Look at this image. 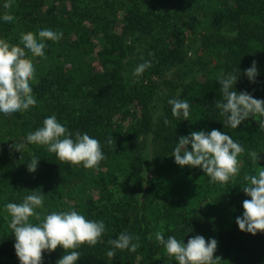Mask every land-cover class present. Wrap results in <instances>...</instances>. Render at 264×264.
Returning <instances> with one entry per match:
<instances>
[{"label":"trees","instance_id":"trees-1","mask_svg":"<svg viewBox=\"0 0 264 264\" xmlns=\"http://www.w3.org/2000/svg\"><path fill=\"white\" fill-rule=\"evenodd\" d=\"M6 2L0 0V17L7 11L15 19H0V39L23 47L22 33L63 35L45 41L43 58L25 49L36 70V106L0 113V264H20L5 205L22 203L34 190L44 194L36 209L42 218L75 210L105 224L100 242L76 249V264H178L155 239L161 229L165 239L185 244L196 235L216 239L220 264H264V233L242 232L236 223L250 199L244 175L264 168V128L259 117L225 126L215 107L222 98L217 78L234 69L233 90L264 100V0H13L7 10ZM144 61L151 67L134 77ZM253 61L255 82L245 75ZM172 98L190 102L188 120L172 116ZM51 115L73 139L80 132L100 142L105 159L98 168L62 163L46 146L27 143V134ZM213 129L245 149L239 175L224 184L210 182L201 168L177 165L172 156L180 137ZM15 143L25 145L22 152ZM251 151L258 152L255 165ZM32 156L39 161L30 173ZM123 232L139 236L135 252L108 244ZM65 254L59 246L46 251L43 264Z\"/></svg>","mask_w":264,"mask_h":264},{"label":"clouds","instance_id":"clouds-1","mask_svg":"<svg viewBox=\"0 0 264 264\" xmlns=\"http://www.w3.org/2000/svg\"><path fill=\"white\" fill-rule=\"evenodd\" d=\"M13 0L4 3V9L12 7ZM4 22H12L15 17L5 12L0 17ZM62 33L51 29H42L38 34L32 32L21 34L23 47L11 45L4 39H0V113L12 115L24 112L37 104L32 94L31 82L35 79V67L27 58V49L33 57H45L44 49L46 40L58 41ZM150 56L153 53H149ZM191 56V53H189ZM143 59V57H142ZM151 67L150 61H144L133 71L134 77H139ZM245 75L251 82H255L258 75L256 62L245 70ZM221 99L217 100L215 107L220 109V115L226 117L225 126L237 128L249 117H259V126L264 128V100L256 99L246 91L237 92L233 86L238 80V70L227 75L221 73L218 76ZM171 105V113L174 118L181 116L188 120L190 115V102L188 100L172 98L168 100ZM170 121L165 119V124ZM28 144L46 146L49 153H54L59 161L71 165H83L85 169L98 168L105 159L100 142L90 137L87 133L77 132L75 138L68 129L58 122L55 115L44 119L43 126L26 136ZM113 140L110 138L108 143ZM189 145L191 150H189ZM16 151H21L24 144L13 146ZM245 149L234 141L229 135L219 130L193 131L189 136H182L176 143L172 156L175 163L181 167H198L210 177V182L227 183L240 173L241 161L238 159ZM253 164H257L258 152L248 153ZM39 158L32 156L28 163V171L33 173L38 166ZM244 193L250 197L243 201V215L237 217L236 223L242 232L256 235L264 233V168H257L255 174H245L243 177ZM44 194L32 191L24 197L22 203H7L5 209L11 217L9 227L15 237V253L20 264H43V253L53 252L58 246L62 247L66 254L56 264H76L80 259V252L76 251L83 245L94 247L100 242L105 233L103 221H93L75 210L51 212L43 218L36 211L42 208ZM35 218L39 223L33 224L30 218ZM139 240V236L123 232L117 239H111L108 244L114 249L130 250L135 252L140 246L133 243ZM156 241L162 245L166 254L174 258L178 264H220L219 257L214 258L217 250V240H205L201 235H196L184 241L168 236L165 239L163 230L155 233ZM115 251L109 250L106 255L115 256Z\"/></svg>","mask_w":264,"mask_h":264},{"label":"rangeland","instance_id":"rangeland-1","mask_svg":"<svg viewBox=\"0 0 264 264\" xmlns=\"http://www.w3.org/2000/svg\"><path fill=\"white\" fill-rule=\"evenodd\" d=\"M97 4L100 5L101 4V1H98ZM199 78H200V76H199ZM148 167H149V165H144L143 166V175L144 176H146L147 173H148Z\"/></svg>","mask_w":264,"mask_h":264}]
</instances>
